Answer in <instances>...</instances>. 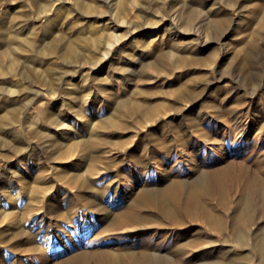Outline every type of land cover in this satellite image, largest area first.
Segmentation results:
<instances>
[{
    "label": "rangeland",
    "instance_id": "374dc122",
    "mask_svg": "<svg viewBox=\"0 0 264 264\" xmlns=\"http://www.w3.org/2000/svg\"><path fill=\"white\" fill-rule=\"evenodd\" d=\"M0 67V264H261L264 0H0Z\"/></svg>",
    "mask_w": 264,
    "mask_h": 264
},
{
    "label": "bare ground",
    "instance_id": "6f19581e",
    "mask_svg": "<svg viewBox=\"0 0 264 264\" xmlns=\"http://www.w3.org/2000/svg\"><path fill=\"white\" fill-rule=\"evenodd\" d=\"M0 73L1 74H3L4 73V70H3V68L2 67H0ZM127 108H128V106L126 105V103L125 102H118L117 103V105H116V107H115V109H114V112L117 114V113H124V112H126L127 111ZM14 110V109H13ZM15 110H17V109H15ZM15 112V111H14ZM10 113V112H9ZM7 114V113H6ZM13 113H11V117L13 116L12 115ZM112 115H110V116H106L107 118H106V123H109V124H111V123H113L114 122V120H113V118H114V116H113V113H111ZM8 116H9V114H7ZM3 117V116H2ZM10 117V116H9ZM8 117V118H9ZM7 118V116H5L4 115V118L3 119H1L2 121L4 120V119H6ZM7 118V119H8ZM14 118V117H13ZM9 120V119H8ZM10 120H11V118H10ZM9 120V121H10ZM5 122V121H4ZM7 122V121H6ZM5 122V123H6ZM8 123V122H7ZM67 124V125H66ZM66 124H65V126L67 127L68 125H69V122H66ZM66 133V132H65ZM203 133H205V132H203L202 131V134ZM54 143V142H53ZM244 168V167H243ZM248 168V167H247ZM245 169V168H244ZM249 169V168H248ZM248 169H245L246 171L248 170ZM259 171V170H258ZM247 176V175H246ZM249 177H251V175L249 176ZM240 178V174L239 175H235L234 177H232L230 180H231V182H235L237 179H239ZM172 187H176V190H178V189H180V187H181V183H179V182H177V181H174L173 183H172ZM217 186H215V188H216ZM219 189V188H218ZM245 189H249V190H252V193L253 192H259V191H261V190H263L264 191V179L261 177V176H253L252 178H249L248 179V181H246V183H245ZM165 190V189H164ZM153 191V190H152ZM166 192H167V189L165 190ZM164 191V192H165ZM211 191V190H210ZM223 191V190H222ZM221 190H220V192H222ZM154 192V191H153ZM165 192V193H166ZM248 193V192H247ZM141 195L140 196H138L139 198V201H141L142 200V202H140L141 204L143 203V200L144 201H146V200H151V201H153V203L154 202H156V203H161V202H163L165 199H162L161 197H159V196H155V193H152V192H150V191H148V190H144L142 193H140ZM213 193L211 192V195H212ZM221 194V193H220ZM249 194V193H248ZM158 195V194H157ZM163 194L161 193V196H162ZM250 196V195H249ZM249 196H247L248 198H247V201H246V203L248 204L249 202H251L250 201V197ZM252 196H253V194H252ZM215 197V196H214ZM219 197H220V195H219ZM246 197V196H245ZM218 198V197H217ZM216 198V199H217ZM252 198H253V200H252ZM251 198V200L252 201H254V196ZM264 198V197H263ZM219 199V198H218ZM217 199V200H218ZM258 199V198H257ZM261 199V198H260ZM220 200V199H219ZM245 200V199H244ZM137 201V200H136ZM221 201V200H220ZM257 201H259V200H257ZM224 202V201H223ZM261 202V201H260ZM264 202V201H263ZM253 203V202H252ZM251 203V204H252ZM262 203V202H261ZM139 204V203H138ZM146 204V203H145ZM223 204V203H222ZM246 204V205H247ZM143 205V204H142ZM253 205V204H252ZM204 209H201L200 208V210L203 212V216L206 218V223H210L209 222V220H211V218L213 217V211L212 210H210L209 208H205V207H203ZM190 212H191V214H193L194 216H196L194 213L195 212H198L199 210H195V209H190L189 210ZM254 212V211H253ZM201 214V213H200ZM254 214V213H253ZM134 212L133 211H125V212H123L122 213V215L120 216V218L118 219V221H114L113 222V225H115V226H117V227H119V226H128L127 225V222H128V224L130 223V221H132V220H134ZM199 214H197V216H198ZM255 215V214H254ZM136 216V215H135ZM202 216V217H203ZM197 218V217H196ZM204 221V220H203ZM133 223V222H132ZM126 224V225H125ZM244 227V226H243ZM246 228H242V227H239V225L238 226H234V229H233V234H235V241L237 240V244H239V245H241V246H247V247H250L249 249H250V253H248L247 255H249L250 254V256H251V258H253V256H256V253L260 256V263L261 264H264V233L262 234V235H256L253 239H251V238H248V235H247V229L245 230ZM251 235V234H250ZM234 241V242H235ZM46 242V241H45ZM236 244V243H235ZM146 248V247H145ZM145 248H142V250L140 251V255L139 256H137V261H141V260H146L147 258L149 259V260H151V264H182L181 262L179 263V261L178 260H175L173 257H170V256H168V255H161L160 253H157V252H151V251H148L147 250V248H146V250H143V249H145ZM182 248V247H181ZM235 248V247H234ZM233 248V249H234ZM237 248V247H236ZM235 248V249H236ZM230 250H232V249H230ZM229 250V251H230ZM105 254H107V256H111V257H116L115 256V254L111 251V250H107L106 252H104L103 253V255H105ZM101 256H102V254H101ZM103 257V256H102ZM110 257V258H111ZM235 258V257H234ZM248 258H250V257H248ZM257 259V258H256ZM113 260H115V259H113ZM252 260V259H251ZM254 260V259H253ZM101 261V260H100ZM158 262V263H157ZM253 262V261H252ZM222 262H217V261H213V260H209V261H203L201 264H221ZM101 264V263H100ZM118 264V263H117ZM222 264H232V262H231V259L229 260V261H224V263H222ZM253 264V263H252Z\"/></svg>",
    "mask_w": 264,
    "mask_h": 264
}]
</instances>
